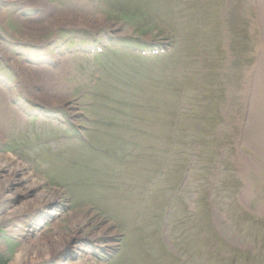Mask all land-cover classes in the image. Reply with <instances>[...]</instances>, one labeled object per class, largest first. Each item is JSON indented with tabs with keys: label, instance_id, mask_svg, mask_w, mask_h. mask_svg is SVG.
<instances>
[{
	"label": "rangeland",
	"instance_id": "rangeland-1",
	"mask_svg": "<svg viewBox=\"0 0 264 264\" xmlns=\"http://www.w3.org/2000/svg\"><path fill=\"white\" fill-rule=\"evenodd\" d=\"M196 4L195 0H0L1 263L45 264L57 254L52 264H59L58 256L71 249V257L60 259L61 264H189L199 244L209 252L215 241L210 220L225 244L220 249L258 250L255 241L260 234L264 237V156L249 153L259 134L258 111L252 97L242 119L236 107L243 100L240 74L250 61V47L243 55L244 67L232 66V60L224 65L221 50L226 52L223 48L229 42L225 35L211 36L203 47L194 39L193 15L184 18ZM260 6L254 22L264 33ZM221 8L214 6L217 12ZM140 10L149 17L134 15ZM133 15L138 19L134 28L149 31L133 33ZM247 20L250 28L240 29L253 39L248 14ZM175 24L180 32H175ZM157 27L168 38H181L172 40L176 48L168 59L163 56L134 66L120 59L127 65L111 70L101 81L86 76L92 71L89 64L108 67L119 56L107 53L96 61L70 54L95 43L104 45L108 39L155 44L160 39ZM262 55L254 63L256 75L264 70ZM180 59L183 69L177 76ZM48 61L52 65H44ZM218 61L224 75L219 83L217 77L212 79L207 91L201 68L211 70ZM143 76L172 82L160 88L147 85L142 92L135 86ZM205 93L217 101L209 120L202 122V110L192 107ZM11 99L26 113L43 111L50 119L27 118ZM177 112L182 120L169 141ZM236 128L238 145L231 148L227 143ZM75 133L96 149L76 139ZM171 141L174 147L169 152ZM221 146L229 154L220 153ZM193 156L197 163L175 192L185 161ZM162 165L168 166V175L155 183ZM9 170H15L16 177H6ZM222 188L229 191V200H222L226 193ZM167 196L173 198L169 208ZM48 205L66 210L46 211ZM226 205L232 213L249 217L239 223L252 232L237 237L226 229V218L221 216ZM165 208L166 230L161 217ZM38 212L49 217L44 231L38 230L40 224L34 225ZM87 243L101 252L92 256ZM116 246L118 253L108 257ZM212 264L235 261L217 257Z\"/></svg>",
	"mask_w": 264,
	"mask_h": 264
},
{
	"label": "bare ground",
	"instance_id": "bare-ground-1",
	"mask_svg": "<svg viewBox=\"0 0 264 264\" xmlns=\"http://www.w3.org/2000/svg\"><path fill=\"white\" fill-rule=\"evenodd\" d=\"M6 177H11V178L16 177V171L15 170H9L8 172H6ZM17 179L19 180V182H21V181L23 182L24 181L23 179L18 178V177H17ZM26 179H30L31 180L30 176H28ZM4 181H6L5 177H4ZM50 199H53V198H50ZM50 199H49V197H47V201H49Z\"/></svg>",
	"mask_w": 264,
	"mask_h": 264
}]
</instances>
